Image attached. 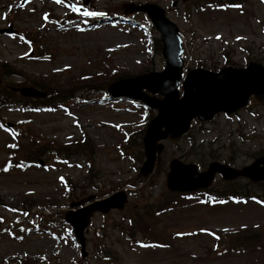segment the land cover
Wrapping results in <instances>:
<instances>
[{
	"label": "rangeland",
	"instance_id": "1",
	"mask_svg": "<svg viewBox=\"0 0 264 264\" xmlns=\"http://www.w3.org/2000/svg\"><path fill=\"white\" fill-rule=\"evenodd\" d=\"M22 1L0 0V29H14L0 33V84L38 85L51 95L71 91L73 98L41 111L0 112L10 124L0 126V264H264V205L166 194L172 158L242 168L264 153V104L252 101L235 114L194 122L187 138L164 140L160 165L135 187L142 180V139L151 112L102 90L116 75L138 76L166 65L162 48L151 41L159 34L130 4L161 5L179 26L187 67L218 70L264 64V0L199 11L209 0ZM83 10L102 15L85 16ZM38 158L43 166L34 163ZM115 189L128 192L126 209L94 214L83 257L65 213L74 202ZM161 196L169 207L147 215L145 205ZM242 229L261 234L258 246L221 252L224 244L240 242L243 236L233 233ZM100 247L116 259L101 260Z\"/></svg>",
	"mask_w": 264,
	"mask_h": 264
},
{
	"label": "water",
	"instance_id": "2",
	"mask_svg": "<svg viewBox=\"0 0 264 264\" xmlns=\"http://www.w3.org/2000/svg\"><path fill=\"white\" fill-rule=\"evenodd\" d=\"M132 7L147 12L162 34L167 65L161 72H151L114 82L109 87V91L113 95L143 100L158 110L144 137L146 160L141 172L149 174L154 169L158 150L163 148L159 141L169 135L172 138L181 136L189 129L194 117L209 120L218 112H235L246 105L253 95L258 100L264 101V65L251 62L244 68L230 66L222 68L219 72L200 68L191 70L184 79V92L181 96L178 86L182 78L183 49L176 24L166 17L165 10L158 5L143 4ZM143 89L164 97L151 96ZM21 92L31 96L45 95L32 87H23ZM216 173H220L225 179L245 176L254 181L263 180L264 156L258 157L252 164L242 169L212 162L206 171L198 174L195 164H186L175 158L170 162L167 185L173 191L196 190L209 186ZM127 200L126 191L121 190L107 198L66 213V219L73 225L84 255L86 254L84 230L94 213L122 209ZM79 205L80 202H75L72 206Z\"/></svg>",
	"mask_w": 264,
	"mask_h": 264
},
{
	"label": "trees",
	"instance_id": "3",
	"mask_svg": "<svg viewBox=\"0 0 264 264\" xmlns=\"http://www.w3.org/2000/svg\"><path fill=\"white\" fill-rule=\"evenodd\" d=\"M152 26V25H151ZM156 42L158 43V47L160 48L161 40L157 39ZM124 77L123 75H116L114 77V80L120 79ZM38 88L43 89V87H40L36 85ZM63 94V92L52 94L50 96H47L45 99L40 98H33V97H23L20 95H17L15 92H13L9 88H4L0 86V109L4 107H16V108H31V109H38L42 108L48 105L52 104H59L63 102L65 99L70 98L72 96L71 91H67V93H64L62 96H58ZM17 95V96H16ZM65 96V97H64ZM264 104V103H261ZM139 178L141 175H138ZM146 183V177L142 178L140 181H136L135 186L139 184H145ZM263 183L259 184H253L249 182H226L221 183L217 182L215 183L208 191H202V194L209 197L210 199H213L214 201H226L232 198L236 199H257L262 202H264V186H262ZM167 194V192H166ZM169 194V193H168ZM165 196H161L158 199L157 203L154 204H147L144 207V211L149 216H156L158 213L155 212V209H153L154 206L159 207V211L164 210L165 208H168L167 205L169 202H163ZM154 213V215H152ZM132 218V217H131ZM141 223V222H140ZM141 227V226H140ZM239 234H242L247 240L248 231L242 230ZM261 235L259 238H254L253 240H250L251 245H256L257 242L260 241ZM249 245H245L244 248H247ZM231 248H233L231 246ZM99 254L101 258H112L111 251H108L107 253H102L101 250H99Z\"/></svg>",
	"mask_w": 264,
	"mask_h": 264
},
{
	"label": "snow or ice",
	"instance_id": "4",
	"mask_svg": "<svg viewBox=\"0 0 264 264\" xmlns=\"http://www.w3.org/2000/svg\"><path fill=\"white\" fill-rule=\"evenodd\" d=\"M57 3H60L61 0H56ZM72 10L73 11H77V12H80L81 9L76 7V6H71ZM82 14L85 15V16H98V15H102V13H97V12H92V11H88V10H83L82 11ZM21 39H23V37H21ZM217 39H219V37H217ZM239 39V37H238ZM5 171H7V168L4 169Z\"/></svg>",
	"mask_w": 264,
	"mask_h": 264
}]
</instances>
